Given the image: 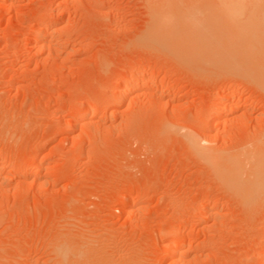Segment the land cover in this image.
Here are the masks:
<instances>
[{"label":"rangeland","instance_id":"obj_1","mask_svg":"<svg viewBox=\"0 0 264 264\" xmlns=\"http://www.w3.org/2000/svg\"><path fill=\"white\" fill-rule=\"evenodd\" d=\"M222 6L0 0V264H264V193L246 201L209 162L264 135L245 63L264 18L252 39Z\"/></svg>","mask_w":264,"mask_h":264},{"label":"bare ground","instance_id":"obj_2","mask_svg":"<svg viewBox=\"0 0 264 264\" xmlns=\"http://www.w3.org/2000/svg\"><path fill=\"white\" fill-rule=\"evenodd\" d=\"M222 1H223V6H222L223 12L226 13L227 16L229 17L228 19L231 21L232 25L234 26V30H236V29L238 30V29H242V28L246 29V26H247V28H248L247 31L248 30L249 31L248 32L247 31H243L244 29H242V32H244L243 34H245V32H247L250 36L252 35V34L249 33L250 30H252V32L255 35L259 34L262 31L261 29H262V27H264V25L260 24V23L263 22L262 19L264 18V15H263L264 14V9L259 8L260 4L259 5L257 4L258 7H255V6L253 7V6H251L253 1L250 4V0H222ZM259 3L262 4L261 1ZM159 17L160 16H158L157 18H159ZM155 19H154V23H155ZM259 24H260V26H259ZM152 26L153 27L151 28V30L149 32V36L154 38V35L160 29L159 28L160 25H158L157 21H156V24L152 25ZM47 35H48V33L46 32V30H44V31L41 30V33L38 34L39 37L37 38L38 42L39 41L42 42L44 49H45V45L48 44V42H46V40H47L46 36ZM259 35L256 36V38H258V40H255V39L253 40L254 43H255V41L256 42L258 41V42L264 44V40L263 39L260 40L262 37L264 38V35L263 36L260 35V39L258 37ZM243 37L246 38V36H243ZM253 37H255V36H253ZM250 38H252V36ZM56 40H58V39H56ZM248 40H249V37H248ZM244 41H247V40H244ZM255 44L258 45V43H255ZM255 44H254L253 47L256 48ZM245 45H242V48ZM247 45H248V43H247ZM247 45H246V47H247ZM47 46H46V48H47ZM262 46L263 45L261 44V47ZM248 47H250V46H248ZM261 47H258L256 50H259ZM242 48H241V50L238 49V50H240V53L243 50ZM244 51H245V49H244ZM249 51H251V50L249 49ZM246 52H248V51H246ZM253 52L255 53V50ZM260 52H261V54H260ZM258 53L260 54L259 58H258V55H257ZM244 54H246V53H244ZM253 55H254L253 53L250 55V58L252 56V60L249 58V55H247V57L249 58L250 61H253L254 60L253 58H255L257 56L255 58V61H253L254 63L253 62L250 63L249 60H248V62H245V63H249V64L253 65V64H256L259 61L258 64H260V65L258 66L256 64L255 67H253L251 65L252 68H251L250 71H252V73H253L252 77H255L256 80L262 82V84L264 85V46H263L262 50L257 51V53H255L254 56ZM137 79H138L137 81L134 80V83L132 82V85L136 86L142 80H144L145 79V74L143 76H141L140 78H137ZM164 92L165 91L163 90L162 93L164 94ZM234 97H237L235 92H228V93L224 94L223 97L220 99V106L221 107L218 106L219 108L215 109V111L217 110V114H218L217 117H218L219 125H220V122L223 121L222 117L225 116V114H226V113L224 114V112L227 111L229 109V107H230L229 106L230 99H232ZM114 100L116 102V100H117L116 97H115ZM121 101H122V98H121ZM118 103H119V101H118ZM113 105H114V103H113ZM115 105L117 106L116 103H115ZM232 107H233V105L230 108L232 109ZM97 112H98L97 109H95L93 107H89L84 112H82V114H81V116L79 118V122H82V121L86 120V118H88V116L91 115V114H93V115L97 114ZM229 112H233V110L229 109ZM234 112H236V111H234ZM102 113H103V111H102ZM217 125H218V123H217ZM261 137L257 141V143H256V145L254 147L255 148L254 151L248 152L247 156H245V157H247L246 159H248V161H250L249 163H251V168H250V171H249L248 175L245 174V172H246L245 163H247L248 161H246V159L243 160L244 157L241 158L242 156H240V155H235L236 151L233 153L234 155H232L230 157L229 156L228 157H226V156L221 157L219 155H216V156H209V157H211V158H209V160L210 159L211 160L210 161L208 160L209 162L212 163V165L214 164V161H215V164L213 166H216V167H218L217 163L219 162V170L216 171L217 173L219 172L218 175L219 176L221 175L220 177H222V179H224V181L227 183V185L230 186L231 189H234L236 192H238V194H240L242 196V198H244L246 201L253 200L255 198V196L261 195V194L264 193V135L261 136ZM217 156L220 157V158H217ZM204 157H205V159H208L207 158L208 157L207 154H205ZM246 165H249V164H246ZM41 168H42V165L30 168L29 172H28L29 176L37 175ZM0 172H1V170H0ZM245 176H247V178L244 180ZM217 207H218V202H214V203L209 204L208 209L210 208L211 210L212 209L214 210ZM204 214H206V213H204ZM69 247H70V245H69ZM176 249H178V247ZM65 251H66V249H62L60 251V255L61 256L64 255ZM67 251H68V249H67ZM173 252H174V254L170 258V261H173V260L177 259L176 255L178 254V250L173 251ZM80 253H81V251H80Z\"/></svg>","mask_w":264,"mask_h":264}]
</instances>
